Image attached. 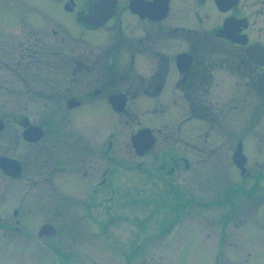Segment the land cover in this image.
I'll use <instances>...</instances> for the list:
<instances>
[{"label": "flooded vegetation", "instance_id": "af4514ba", "mask_svg": "<svg viewBox=\"0 0 264 264\" xmlns=\"http://www.w3.org/2000/svg\"><path fill=\"white\" fill-rule=\"evenodd\" d=\"M48 2L72 17L75 28H66L77 35L74 43L62 40L57 48L29 31L26 42L13 44L7 51L0 45V90L5 71L15 87L8 93L16 100L37 98L42 104L33 122L19 114L14 117L15 124L23 126L16 144L20 138L33 147L29 154L32 162L1 155L0 159L18 161L21 170L10 176L0 168V191H7V187L2 188L3 180L23 184L24 198L39 211V219L47 218L38 224L40 236L55 237L52 228L58 218L60 224L83 219V209L95 207L97 192H110L115 181L120 186L123 176L126 188L134 152L130 136L133 124L150 129L153 138V145L139 158L162 141H182L195 147L186 139L193 136L189 126L206 127L202 140L215 136L220 146L235 139L231 161L239 176L249 177L245 143L264 118V99L259 93V82H264V0ZM19 3L20 18H53L23 0ZM52 34L59 32L52 30ZM50 54L55 57L42 58ZM35 82L41 83L39 90ZM2 104L1 93L0 115ZM143 109L156 115L155 123H134L133 116ZM242 112L249 115L245 124L234 117L232 126H226L225 115ZM166 114L169 120L162 122L161 116ZM0 123L1 139L7 126L2 116ZM29 128L39 131V136H33L37 139L24 138ZM238 146L244 158L240 155L236 159L245 160L240 165L233 158ZM161 157L159 174H152L158 179L165 177L172 186L178 178L179 162L188 169L190 161L177 151ZM25 164L32 169L25 172ZM116 167L122 170L121 176ZM141 172L148 173L146 169ZM261 176L264 174L253 173L250 178ZM63 179H72V183L65 186ZM251 191L247 195L258 194L264 200V187L255 186ZM11 209L18 231L23 222L22 205ZM0 235L5 237L3 232Z\"/></svg>", "mask_w": 264, "mask_h": 264}, {"label": "rangeland", "instance_id": "374dc122", "mask_svg": "<svg viewBox=\"0 0 264 264\" xmlns=\"http://www.w3.org/2000/svg\"><path fill=\"white\" fill-rule=\"evenodd\" d=\"M23 1L53 18H20L19 0H0V45L4 51L13 44L28 41L29 31L37 33L41 42L57 48L62 40L75 42L77 35L66 28H75L71 16L61 14L48 0ZM52 30L59 34L53 35ZM54 57L42 56L43 59ZM3 76L0 116L7 126L1 133L0 156L18 157L24 163H31L29 154L33 147L20 139L23 126L21 122L15 124L14 117L19 114L33 122L42 104L37 98L16 100L7 92L15 88L14 81L5 71ZM35 85L38 90L42 87L40 82ZM169 116L162 115V122H168ZM133 117L134 123L156 122V115H149L144 109ZM234 117L241 118V124H245L249 115L245 112L225 115L226 126H232ZM135 125L130 126V136L140 128ZM189 127L193 136L186 139L195 147L185 146L182 141H162L142 158L131 151L126 188L122 184L123 176L120 186L115 181L110 192H97L95 207L83 209L86 214L83 219L80 217L74 224L67 221L60 224L58 218L53 227L55 237L39 235L38 224L47 218L39 219V211L24 198L23 184L3 180L2 188L7 187V191H0V212L4 211L0 213V232L5 236L0 235V264H264V200L258 194L247 195L255 186L264 187V177L250 178L253 173L264 174V118L245 143L250 158L249 177L239 176L231 161L235 139L220 146L214 141L218 137L202 140L206 137V127ZM18 135L20 142L16 144ZM168 151H177L190 161L188 169L179 162L178 178L172 186L165 177L158 179L152 174H159L164 156L161 154ZM31 169L32 166L29 169L25 164V172ZM145 169L146 176L141 172ZM115 171L120 176L123 174L119 167ZM62 182L68 186L72 179ZM21 205L23 222L16 231L11 208ZM76 215L79 218L78 211ZM61 254L68 257L63 259Z\"/></svg>", "mask_w": 264, "mask_h": 264}, {"label": "water", "instance_id": "95a60500", "mask_svg": "<svg viewBox=\"0 0 264 264\" xmlns=\"http://www.w3.org/2000/svg\"><path fill=\"white\" fill-rule=\"evenodd\" d=\"M259 93L263 96L264 98V82L261 81L259 82ZM0 126H2V124L0 123ZM1 129V128H0ZM35 129L33 128H29L28 130H26L24 132V138L28 141H32V139H37V138H33L34 135H40L38 134V132L34 131ZM37 131V130H36ZM35 132V133H34ZM147 132V131H146ZM144 131L138 133L134 138H133V143H134V147L136 149V152L141 155L143 153V151L147 148H150L152 146L153 140L150 137V135L148 133H146ZM37 136V137H38ZM36 137V136H35ZM235 156V155H234ZM234 161L239 165L241 162H239V160L236 159V156L234 157ZM243 162V161H242ZM14 162H12L11 160H8L6 158H2L0 159V168L2 169V171L8 175L11 176H15L20 172V166L16 165L14 166Z\"/></svg>", "mask_w": 264, "mask_h": 264}]
</instances>
